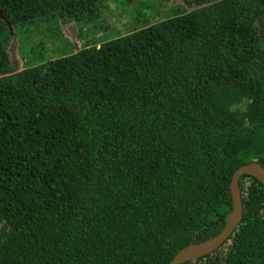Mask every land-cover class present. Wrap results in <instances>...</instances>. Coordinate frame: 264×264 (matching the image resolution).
Masks as SVG:
<instances>
[{"label":"trees","instance_id":"trees-1","mask_svg":"<svg viewBox=\"0 0 264 264\" xmlns=\"http://www.w3.org/2000/svg\"><path fill=\"white\" fill-rule=\"evenodd\" d=\"M97 0H0L13 26ZM132 1V0H131ZM200 5L13 72L0 16V264H170L264 167V0ZM16 33V32H15ZM181 264H264V183Z\"/></svg>","mask_w":264,"mask_h":264},{"label":"rangeland","instance_id":"rangeland-1","mask_svg":"<svg viewBox=\"0 0 264 264\" xmlns=\"http://www.w3.org/2000/svg\"><path fill=\"white\" fill-rule=\"evenodd\" d=\"M199 7L185 0H97L79 17L58 11L16 26L13 33L9 26L10 36L2 39L8 46L13 72H17L83 47L100 46ZM0 16L6 18L3 12Z\"/></svg>","mask_w":264,"mask_h":264},{"label":"water","instance_id":"water-1","mask_svg":"<svg viewBox=\"0 0 264 264\" xmlns=\"http://www.w3.org/2000/svg\"><path fill=\"white\" fill-rule=\"evenodd\" d=\"M6 20L11 28V33H13V26L7 18ZM244 174H252L257 177L262 183H264V167L259 162L254 161L238 168L234 173L231 181L233 210L227 214L226 224L224 228L219 234L204 242L191 244L182 248L177 252L170 264H181L191 259H195L211 253L230 237V235L233 233L242 219L243 204L241 198V190L239 187V180Z\"/></svg>","mask_w":264,"mask_h":264}]
</instances>
